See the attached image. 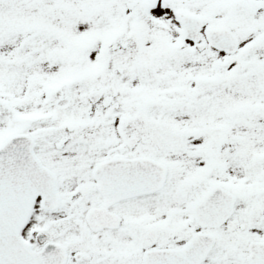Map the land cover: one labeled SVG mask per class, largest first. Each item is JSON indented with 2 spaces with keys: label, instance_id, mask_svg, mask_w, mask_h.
<instances>
[{
  "label": "snow or ice",
  "instance_id": "obj_1",
  "mask_svg": "<svg viewBox=\"0 0 264 264\" xmlns=\"http://www.w3.org/2000/svg\"><path fill=\"white\" fill-rule=\"evenodd\" d=\"M0 264H264V0H0Z\"/></svg>",
  "mask_w": 264,
  "mask_h": 264
}]
</instances>
